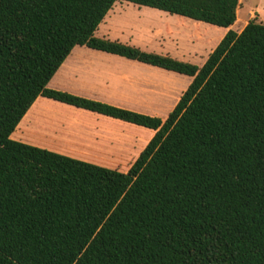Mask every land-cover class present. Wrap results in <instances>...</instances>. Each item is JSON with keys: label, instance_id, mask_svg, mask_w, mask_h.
Returning a JSON list of instances; mask_svg holds the SVG:
<instances>
[{"label": "trees", "instance_id": "obj_1", "mask_svg": "<svg viewBox=\"0 0 264 264\" xmlns=\"http://www.w3.org/2000/svg\"><path fill=\"white\" fill-rule=\"evenodd\" d=\"M116 1L229 29L239 0H0V264H264V24L202 66L94 37ZM77 46L189 77L165 120L47 88ZM154 132L119 172L10 137L37 98Z\"/></svg>", "mask_w": 264, "mask_h": 264}, {"label": "rangeland", "instance_id": "obj_2", "mask_svg": "<svg viewBox=\"0 0 264 264\" xmlns=\"http://www.w3.org/2000/svg\"><path fill=\"white\" fill-rule=\"evenodd\" d=\"M253 19L264 24V0H239L236 21L231 30L239 33ZM227 31L217 26L183 20L156 9L116 1L98 25L94 37L202 66ZM67 64L69 72L77 79L74 83L78 85L77 88L86 87L85 79L91 70L93 78L99 77L100 86L96 87L102 88L101 96L107 103L161 120H165L191 82L189 77L84 46H77L71 51ZM60 71L56 72L47 88L59 87ZM94 119H98L100 124L107 121L105 133L83 134L87 140H67L66 136L59 133L61 128L68 125L86 126L92 122L93 126ZM151 134L152 131L146 128L39 97L10 138L125 173L144 149Z\"/></svg>", "mask_w": 264, "mask_h": 264}, {"label": "crops", "instance_id": "obj_3", "mask_svg": "<svg viewBox=\"0 0 264 264\" xmlns=\"http://www.w3.org/2000/svg\"><path fill=\"white\" fill-rule=\"evenodd\" d=\"M160 12H162V11H160ZM179 18H182V17H179ZM183 20H186V18H183ZM229 29H231V27ZM229 29H226V30H229ZM67 58L63 62V64L60 66V68L58 69V71L62 70V73L60 71V81H59L60 83H58L59 87H53V89H61L63 91H66L68 93H71V94H74V95H77V96H81V97H84V98L92 99V100H95V101H100V102H103V103H107L101 96V92L100 91H101L102 88L97 89V87H96V86H100L99 77L96 76L95 78H93L91 76L92 75V71L91 70L88 71V77L86 76L87 78L85 79L86 87H84L82 89H79V88H77L78 85L77 86H76V84L74 85V83L77 82V79H76L75 75H73V73L69 72V69H68L69 66L67 64ZM198 67H200V66H198ZM107 104H110V103H107ZM95 121L97 123L100 122L98 119H94L93 122L95 124L93 126H91L92 122H90L91 124H88L86 126H78V124H76V125H68L65 128L64 127L61 128L62 130L59 133L64 135V136H66L65 138L67 140L68 139L69 140H71V139H73V140L74 139L87 140L83 136V134L92 133L94 135H96V134L97 135H101L102 133H105L106 129H104V127H105L104 125L107 124V121H102V124H100V123L97 124ZM100 125H103V126H100ZM153 134H154V132L152 131L150 139L152 138Z\"/></svg>", "mask_w": 264, "mask_h": 264}]
</instances>
